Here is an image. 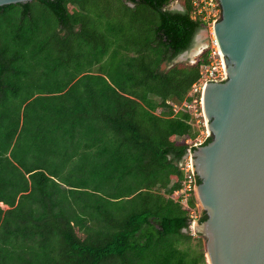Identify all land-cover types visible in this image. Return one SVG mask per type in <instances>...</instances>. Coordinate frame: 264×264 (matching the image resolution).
Wrapping results in <instances>:
<instances>
[{"label": "trees", "instance_id": "16d2710c", "mask_svg": "<svg viewBox=\"0 0 264 264\" xmlns=\"http://www.w3.org/2000/svg\"><path fill=\"white\" fill-rule=\"evenodd\" d=\"M172 1L0 6V264H205L174 106L206 51L165 68L204 25Z\"/></svg>", "mask_w": 264, "mask_h": 264}, {"label": "water", "instance_id": "95a60500", "mask_svg": "<svg viewBox=\"0 0 264 264\" xmlns=\"http://www.w3.org/2000/svg\"><path fill=\"white\" fill-rule=\"evenodd\" d=\"M216 1L212 29L225 75L202 91L211 139L191 153L199 214L206 215L194 228L208 264H264V0Z\"/></svg>", "mask_w": 264, "mask_h": 264}, {"label": "built area", "instance_id": "2783aa9c", "mask_svg": "<svg viewBox=\"0 0 264 264\" xmlns=\"http://www.w3.org/2000/svg\"><path fill=\"white\" fill-rule=\"evenodd\" d=\"M175 2L179 4V0H175ZM190 2L193 6L192 17L199 19V21L204 25V28H206L207 31V43L206 45L202 46L201 52H199L200 55L203 50L206 51V62L201 65L200 77L191 85L186 99L178 106H174V111L176 112L180 109H188L192 116L196 117L195 115L198 114L199 117H203L202 91L205 84L207 83V81L222 82L225 75L224 60L219 51L212 29L213 24L220 17V6L216 0H190ZM201 135L203 136L195 138V141L189 145L187 152L178 163V166L183 173V178L181 188L176 191V196L183 206H188V199L191 194H194L195 191L196 178L193 169L191 153L193 148L203 145L205 141L210 137V133L206 129V127L204 130L200 131L199 136ZM194 213L195 210L194 208H192L189 214L190 228H193L195 223L196 215H194Z\"/></svg>", "mask_w": 264, "mask_h": 264}, {"label": "rangeland", "instance_id": "374dc122", "mask_svg": "<svg viewBox=\"0 0 264 264\" xmlns=\"http://www.w3.org/2000/svg\"><path fill=\"white\" fill-rule=\"evenodd\" d=\"M169 9H172V10H182L183 8L181 7V5H179L177 2H175V0H173L169 6H168ZM207 40H208V35H207V31H206V28H202L199 30V32L197 33V35L195 36L194 38V41L192 43V45L190 46V48L187 50V52L184 54L183 58L179 59L178 55L176 58H174V60H172L171 64H169L167 67H165L166 69L168 67H170L173 63H176V62H186V63H193L194 61H196L198 55H199V52H201V49H202V46L203 45H206L207 43ZM192 52L195 54L192 55ZM164 67V66H163ZM164 68V69H165ZM193 112V111H192ZM195 119H194V122L192 123L193 127L195 130L198 131L197 135L195 138H198V137H202L203 135L199 136L200 135V131L204 130L205 129V126H204V120H203V117H199L198 114L195 115ZM195 138L192 139V138H184L183 141L186 142L188 145H190L192 142L195 141ZM181 140V138H180ZM194 198H195V207H194V210H195V213L194 215H196L195 217V228H196V223H197V219L199 218V213H200V210H201V206H200V203L197 201L196 199V191H194ZM5 208V206L3 207ZM191 228L190 231H191V234H192V239L191 241L189 242V244L194 247L196 250H198L199 248H201L203 250V253L205 255V264H208V259H206V252H205V248H204V245H203V238L202 236H199L197 234V232L195 233V228ZM199 239V240H198ZM201 242L202 244V247H197V244L198 242Z\"/></svg>", "mask_w": 264, "mask_h": 264}, {"label": "flooded vegetation", "instance_id": "af4514ba", "mask_svg": "<svg viewBox=\"0 0 264 264\" xmlns=\"http://www.w3.org/2000/svg\"><path fill=\"white\" fill-rule=\"evenodd\" d=\"M203 213H204V212H202L201 214H199L198 221L200 220V218H201V216H202ZM204 214H205V213H204Z\"/></svg>", "mask_w": 264, "mask_h": 264}, {"label": "bare ground", "instance_id": "6f19581e", "mask_svg": "<svg viewBox=\"0 0 264 264\" xmlns=\"http://www.w3.org/2000/svg\"><path fill=\"white\" fill-rule=\"evenodd\" d=\"M193 54H195V52H194V53L192 52V55H193ZM2 206L4 207V205H3V204H2Z\"/></svg>", "mask_w": 264, "mask_h": 264}, {"label": "crops", "instance_id": "0c3cea01", "mask_svg": "<svg viewBox=\"0 0 264 264\" xmlns=\"http://www.w3.org/2000/svg\"><path fill=\"white\" fill-rule=\"evenodd\" d=\"M5 208H6V206H5Z\"/></svg>", "mask_w": 264, "mask_h": 264}]
</instances>
